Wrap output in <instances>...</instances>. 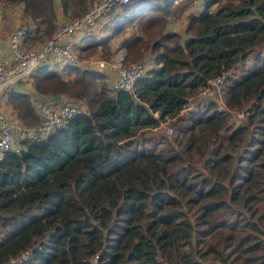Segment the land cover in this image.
<instances>
[{
  "label": "trees",
  "instance_id": "obj_1",
  "mask_svg": "<svg viewBox=\"0 0 264 264\" xmlns=\"http://www.w3.org/2000/svg\"><path fill=\"white\" fill-rule=\"evenodd\" d=\"M4 1L33 23L23 45L55 30L53 0ZM90 1L57 0L65 18ZM175 1L115 3L111 32L79 46L138 25L145 38L126 33L119 44L148 48L153 65L131 92L109 87L107 70L48 60L22 81L33 102L54 95L77 106L57 129L16 135L20 150L0 158V264L24 251L16 264H92L94 255L95 264H264V0H202L182 35L165 30L166 15L183 9ZM246 61L223 97L244 111L240 123L208 99L179 113L209 78ZM31 100L10 95L26 127L39 122ZM165 119L174 132L147 146L145 130Z\"/></svg>",
  "mask_w": 264,
  "mask_h": 264
},
{
  "label": "built area",
  "instance_id": "obj_2",
  "mask_svg": "<svg viewBox=\"0 0 264 264\" xmlns=\"http://www.w3.org/2000/svg\"><path fill=\"white\" fill-rule=\"evenodd\" d=\"M128 0H91L84 12L79 16L58 23L51 36L45 40L37 49L25 48L22 44L25 35V25H16L8 36L9 55L7 61L0 62V96L4 91L20 84L43 60H48L59 66L64 65H88L95 66L100 70L111 68L115 76L110 80L109 87L113 89L132 91L135 79L142 75L143 66L138 62L123 64L121 62V50H118L116 56L111 62L102 59H79L76 56L77 44L73 37L78 31H85L93 27L115 3H125ZM195 0H193L194 2ZM247 63L235 65L221 71L219 74L209 78L203 88L199 90L194 99L179 110L184 113L196 101L203 99L211 100L214 108L219 111L229 113L231 122L238 124L244 117L243 110H229L224 105V88L227 79L230 76L240 72ZM75 102H54L52 100L38 99L35 101V110L39 116V122L33 127L23 125H13L6 117L4 111L0 108V158L6 151L18 152L20 145L16 135L31 134L34 131L46 134L59 128L64 120L76 111ZM162 123V122H161ZM159 123V125L161 124ZM164 132L167 135L172 134L170 126H166ZM27 256V251L20 253L18 257L9 259L8 264H16L20 259ZM96 255L91 259L95 264Z\"/></svg>",
  "mask_w": 264,
  "mask_h": 264
},
{
  "label": "crops",
  "instance_id": "obj_3",
  "mask_svg": "<svg viewBox=\"0 0 264 264\" xmlns=\"http://www.w3.org/2000/svg\"><path fill=\"white\" fill-rule=\"evenodd\" d=\"M53 1L55 5L54 6L55 13L57 16V19H56V25H57L58 23L65 21L64 20L65 17L61 13L57 0H53ZM179 1L180 0H177L175 2L179 4ZM201 1L202 0H195L193 2V0H190V4L192 6V11L189 10L190 12L183 10L180 12L175 11L174 14L166 15L165 30L176 31L180 35H182L183 33L181 34L179 31L183 32L187 14L196 12L198 8L201 6L200 5ZM175 2L173 4H175ZM109 16L110 15L106 16L105 14L93 27L85 31H78L73 37L74 43L77 44L78 47L88 45L92 43V41L103 37L102 35L106 34V32H111L114 24L112 23L113 21V19L111 18L112 15L110 17ZM101 21L102 22L105 21V26L102 27V30H98V27H99L98 23ZM21 23L27 24L29 25V27L33 25V23L30 20H28L27 17L23 15L21 3H13L7 6L6 8H0V62L8 60L9 49H8L7 41H8V36L11 32V28ZM138 37L140 39L145 38L144 34H142V31L140 32V34H138ZM31 38L32 36H30L28 40H29V44L31 45L32 49L39 48L41 44L43 43V42H40L39 40H32ZM108 42H111L110 38L105 43H108ZM119 45L120 44L116 45L115 48L121 49L119 48ZM52 64L54 66L58 65L55 63H52ZM141 64L144 69H147L148 67L153 65L150 54H147L146 56L141 58ZM106 70L109 73L108 75H110L111 77L115 76L113 69L107 68ZM59 73L61 74V76L65 75L64 72L59 71ZM12 91H22L24 93H27L29 99L31 100L34 90L31 85L26 84L25 82H22L16 85L12 90L1 93V96H0L1 110L4 111L6 117L8 118V121H10L13 125H17V124L21 125L19 123V120L16 117V110L14 106L12 105V101H10V95ZM52 96L54 95H47L46 97L44 96V99L45 98L50 99L52 98ZM31 102L32 104L35 105V101L33 102V100H31Z\"/></svg>",
  "mask_w": 264,
  "mask_h": 264
},
{
  "label": "rangeland",
  "instance_id": "obj_4",
  "mask_svg": "<svg viewBox=\"0 0 264 264\" xmlns=\"http://www.w3.org/2000/svg\"><path fill=\"white\" fill-rule=\"evenodd\" d=\"M184 1L185 0H180L179 1V4L182 3L181 4L182 5L181 7L183 8L182 11L183 10H186L187 12L192 11V6H191L190 2L189 3H184ZM13 3H15V2H13ZM89 3L90 2H88V4ZM11 4L8 3V2H5L4 0H0V8H6L7 6H9ZM88 4H87V6H88ZM216 5H217L216 3L215 4H212L210 6V8L211 9H214L216 7ZM77 16H79V15H77ZM74 17L64 18V20L67 21V20H70V19H72ZM21 24H23V23H21ZM98 25H99L98 30H102V27L105 26V21L104 22H102V21L99 22ZM181 25H183V24H181ZM13 28L14 27L11 28V31H12ZM140 32L141 31L138 29V25H127L126 27H124V29H123V31L121 33H116V34H113V35L111 34V36H110V41L111 42L105 43L104 45H95L93 47H90L87 50H84V51L80 52L79 54L76 53V56L79 59H83V58H90V59H93V60H95V59H98V60L102 59L104 61L111 62L113 60V58L116 56L117 51L118 50H121L122 51V54H120V55L122 57L121 62L123 64H128L130 62H138V63H141V58H143L144 56H146L147 54H149L148 48H142L141 46H139V48L136 49V50L133 49V51L132 50L128 51L127 48H126V46L124 44H122V43L119 45V48H121V49L115 48V46L119 44L120 39L126 33L138 35V34H140ZM179 32L181 34L183 33L182 31H179ZM109 33L110 32H106V34H109ZM106 34H104V35H106ZM142 34H144V33H142ZM104 35H102V36H104ZM144 36H145V34H144ZM148 36H150V34ZM23 46L25 48H31V45L29 44V40L28 39H26L24 41V45ZM78 49H79V47L77 46L76 47V50H78ZM140 52H142L141 55H140ZM117 55H118V53H117ZM62 76H63L64 79H70V78L74 77V73H71V74H68V75L65 74V75H62ZM104 82L107 84L106 81H104ZM25 83L32 86L31 80H26ZM192 107H193V105L190 106V109ZM229 121L231 122V118L230 117H229ZM172 122H173V120H171V119H165L164 121H162V123L157 128L145 130L144 136L146 138L145 139L146 145L149 146V147H151V148H154L153 145L155 146V143H153V141L155 139L161 141L163 139H166V138L170 137L172 134L167 135L164 132L163 129L166 126H170L172 128V125H171ZM172 130H173V128H172ZM173 132H174V130H173ZM158 147L159 146H156V148H158Z\"/></svg>",
  "mask_w": 264,
  "mask_h": 264
}]
</instances>
